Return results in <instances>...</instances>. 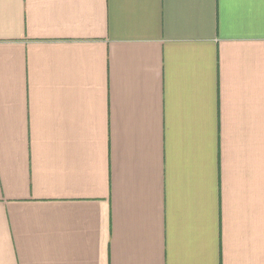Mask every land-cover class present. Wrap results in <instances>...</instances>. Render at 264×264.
<instances>
[{"label":"crops","instance_id":"1","mask_svg":"<svg viewBox=\"0 0 264 264\" xmlns=\"http://www.w3.org/2000/svg\"><path fill=\"white\" fill-rule=\"evenodd\" d=\"M0 264H264V0H0Z\"/></svg>","mask_w":264,"mask_h":264}]
</instances>
